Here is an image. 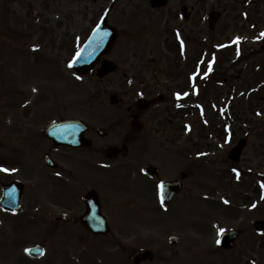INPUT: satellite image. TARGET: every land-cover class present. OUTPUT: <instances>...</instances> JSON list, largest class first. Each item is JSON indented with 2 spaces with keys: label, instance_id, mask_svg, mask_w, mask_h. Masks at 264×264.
I'll return each instance as SVG.
<instances>
[{
  "label": "rangeland",
  "instance_id": "rangeland-1",
  "mask_svg": "<svg viewBox=\"0 0 264 264\" xmlns=\"http://www.w3.org/2000/svg\"><path fill=\"white\" fill-rule=\"evenodd\" d=\"M148 1L0 0V168L8 169L0 171V183L14 177L28 183L31 180L33 186L46 181V173L39 168V156L45 150L43 131L49 124L63 117H85L89 111L96 112V116L100 110L111 115L120 113L109 106V96L121 95L127 89L119 88L109 78L99 81L94 74L81 76L73 71L69 61L110 6L113 11L109 13V23L120 28V35L107 58L121 66L133 56L132 49L158 47V41L152 38L134 44L126 36L129 29L149 23L152 30L156 27L152 32H162L158 28L161 17L146 13ZM179 2L195 9L189 31L193 39L204 41L205 57L219 55L216 49L220 46V55H228L220 62L223 76L229 77L220 88L221 94L216 95L213 88L206 98V136L211 134L208 141L214 145L221 143L227 154L247 129H252L239 164L245 178L240 184H222L213 179L206 186L211 192L216 188L226 198L229 194L240 209L228 210L208 203L216 210L202 205L195 206L191 213L175 210L169 216L112 212L109 216L112 225H116L113 235L93 239L85 231L79 234L71 224L52 226L59 215L75 216H70L73 213L65 210V204L46 202L44 192L34 190V194H28V199L39 196L31 200L32 244L43 243L46 253L29 264H133V256L146 250L152 251L154 258L141 264H254L253 258L257 264H264V235L243 233L236 247L229 251L214 244L220 230L245 224L253 228V221L261 217L245 207V196L251 192V176H264V0H171L170 9H175ZM212 10L223 13L214 30L209 29L207 19ZM173 24L182 23L178 20ZM194 45L193 42L192 48ZM192 52L188 47L180 55L182 58L177 55L176 60L179 64L187 63ZM183 82L182 78L177 79V89L187 87ZM260 94L263 99L258 104L256 96ZM246 95H254L252 108L256 110L248 109L244 103ZM216 105L221 117L235 115L234 124L226 120L224 123L229 132H236L230 141H222L219 133L211 130L215 122L220 127L223 123L214 121L216 115H208L214 113L212 106L216 109ZM251 114L257 118H251ZM194 181V192L204 191L195 188ZM115 192H120V188ZM121 223L125 231L119 229ZM173 234L181 238L175 246L168 243ZM121 239L126 240L124 250H120ZM0 264L13 263L5 262L0 254Z\"/></svg>",
  "mask_w": 264,
  "mask_h": 264
},
{
  "label": "flooded vegetation",
  "instance_id": "flooded-vegetation-1",
  "mask_svg": "<svg viewBox=\"0 0 264 264\" xmlns=\"http://www.w3.org/2000/svg\"><path fill=\"white\" fill-rule=\"evenodd\" d=\"M169 3L171 0L165 6L152 7L148 1L146 13L161 17L158 27L161 33L152 32L156 27L152 30L151 23L126 31V36L134 44L152 38L159 46L132 49L133 56L128 63L117 65L118 68L106 77L116 82L119 88L127 89L126 93L109 97V106L117 108L120 113L114 116L100 110L98 116L89 111L85 117H72L84 122L83 128L86 126L84 130L79 125L74 133L79 143H85L80 146L58 145L43 131L45 150L39 156V164H44L41 169L47 175L46 181L35 186L31 180L30 183L24 181L18 210H6L0 206V254L5 262L29 264L32 260L28 255L32 246L31 200H37L39 196L28 199V194H34V190L40 194L44 192L42 196H46V202L65 204V210L75 216L59 215L57 223L52 226L71 224L79 234L85 231V235L93 239H104L112 235V231L107 236L93 235L85 227L82 218L92 204H99L100 211L109 219L112 212L169 216L175 210L191 213L195 206L214 209L206 205L208 203L236 208L229 201L225 204L216 190L211 192L206 188L207 182L216 174L219 180L232 181L237 165L228 159L221 144H210L205 138L206 87L199 85L198 74L196 86L191 80L192 72L205 67L200 63L205 43L202 39H193L189 31L195 9L188 7L186 17L185 4L179 2L175 9H170ZM112 11L110 7L108 12ZM178 20L182 24L174 25ZM117 29L119 36L120 28ZM186 45L194 52L187 63L179 64L176 56H183ZM108 59L112 60L111 57ZM97 67L99 64L92 72L96 73ZM179 78L187 87L179 88L177 92ZM187 88L190 95H179L178 98L177 94ZM194 116L198 120L197 127L192 124ZM47 158L55 161L54 167L46 165ZM172 181L179 184L164 192V185ZM193 181L197 183L195 188L204 191L195 193ZM3 184L0 183V198ZM117 188L120 192H115ZM178 188L180 190L174 192ZM252 189L248 200L250 210L264 215L261 197L260 204H257L262 187L255 182ZM118 226L125 231L123 223Z\"/></svg>",
  "mask_w": 264,
  "mask_h": 264
},
{
  "label": "water",
  "instance_id": "water-1",
  "mask_svg": "<svg viewBox=\"0 0 264 264\" xmlns=\"http://www.w3.org/2000/svg\"><path fill=\"white\" fill-rule=\"evenodd\" d=\"M165 0H153L152 5H161L164 4ZM220 16L218 13L215 16V13H211L210 19L212 22L216 21L217 18ZM213 27V26H211ZM105 33L107 35H105ZM116 36V31L112 29L109 26H105L101 24L92 34L88 42L85 44L82 52L80 53V57L76 58L73 62V66L77 71H87L92 66L96 63V61L104 54L106 53L109 49L110 46L112 45L114 39ZM101 41H103L101 43ZM113 63L112 62H104L103 67L101 70H99V74L101 76L106 75L108 72L113 70ZM73 124H75V121H62L55 123L51 125L47 129V134L51 136L56 142H61V143H68V144H73L72 141H70V129L73 127ZM72 138V137H71ZM72 140V139H71ZM246 141L241 140L238 144V146L233 150V153L235 156V160H238V156L240 155L243 147L245 146ZM15 183L7 184L4 185V197L1 201L2 205L7 207V208H16L18 206V200L20 197V193L15 192ZM84 221L87 223V225L93 229L94 232H106V224L104 219L101 217L99 208L96 207V210H91L89 214L84 218ZM237 234L236 232H229L226 233L223 236V246L226 248H230L233 246V241L236 238ZM177 237H172L170 238L171 243H176L177 242ZM29 252L34 256V257H39L43 254L44 249L42 246L37 245L34 246L32 249L29 250ZM148 253L143 254L141 257H136L135 258V264H140V262L148 256Z\"/></svg>",
  "mask_w": 264,
  "mask_h": 264
},
{
  "label": "snow or ice",
  "instance_id": "snow-or-ice-1",
  "mask_svg": "<svg viewBox=\"0 0 264 264\" xmlns=\"http://www.w3.org/2000/svg\"><path fill=\"white\" fill-rule=\"evenodd\" d=\"M105 35H107L106 33H105ZM261 35H264V33H262ZM103 41H101V43H102ZM237 42H239V39L237 38ZM77 56H78V58L80 57V53H77ZM178 95V98H179V94H177ZM0 171H8V169H3V168H0ZM238 175V174H237ZM160 187H162V185L160 186ZM224 203L225 204H227V203H229L227 200H225L224 201ZM219 242V241H218ZM27 251V250H26Z\"/></svg>",
  "mask_w": 264,
  "mask_h": 264
},
{
  "label": "trees",
  "instance_id": "trees-1",
  "mask_svg": "<svg viewBox=\"0 0 264 264\" xmlns=\"http://www.w3.org/2000/svg\"><path fill=\"white\" fill-rule=\"evenodd\" d=\"M256 99L258 101V104H261L262 103V99H263V95L260 94V96H256ZM254 99H251V101H253Z\"/></svg>",
  "mask_w": 264,
  "mask_h": 264
}]
</instances>
